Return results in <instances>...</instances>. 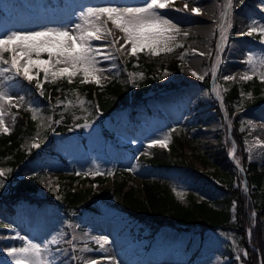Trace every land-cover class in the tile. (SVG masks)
<instances>
[{
    "label": "rangeland",
    "instance_id": "1",
    "mask_svg": "<svg viewBox=\"0 0 264 264\" xmlns=\"http://www.w3.org/2000/svg\"><path fill=\"white\" fill-rule=\"evenodd\" d=\"M145 3L146 0H67L63 6L59 0H0V11L11 17L9 24L0 29L7 30V32L0 31V36L13 31L33 32L48 29L71 31L76 24L83 23L80 18L81 13L90 7H141ZM185 3L188 4L187 10H175L183 9ZM192 8L201 9V14L193 13ZM159 11L180 29V32L175 34V41L170 42V46L173 48L179 43L185 44L186 56L179 63V68L162 69L158 73L162 85L157 90L147 93L148 97L152 96L149 98L150 106L158 109V112L138 115L139 123L133 119H126L115 129L114 137L108 138V141L102 133L100 116L84 123L83 131L88 145L85 147L81 141L76 139L73 141L77 144L79 151L76 156L79 159L80 172L88 173L92 161L99 166L101 171L115 163L121 168H128L132 171L131 183L137 188L142 185L143 179L151 170L149 165L136 159L137 154L149 152V145L152 141L165 137H168L166 148L171 150L172 131L184 132L187 129L197 135L195 144L201 151H212L219 141L225 143L227 138L232 142L231 157L232 152L235 154L236 145L232 140V130L229 131L227 128H231V121L226 112L224 118L218 114L215 104L220 102L221 107L224 108L222 87L225 84L243 82L240 75L244 72L252 75L250 66L245 63L248 56L252 55L254 60H258L264 55V44L259 42V34L252 36L243 34L248 31L250 24L254 23L258 27L264 26V0H231L230 6L229 0H174L169 8ZM107 27L112 29L115 37L123 36L110 21ZM184 33L187 35L185 36ZM106 43L107 41H94L96 45ZM120 43H123L122 39ZM127 47L130 49L131 45ZM107 51L111 54V59L97 57L100 61L99 67L106 70L100 74L101 84L107 83L113 76L120 73H123L121 75L123 81L134 84L140 82L144 77L143 73L129 69L124 64V59L128 55L127 51L117 52L115 48H108ZM47 59L48 56L41 55V60ZM63 66L57 65L58 68ZM213 68L217 70L214 75L216 78L212 80L211 87H208L203 80L211 75L213 78ZM262 70L264 69L257 66V72ZM192 71L202 75L204 79L193 76ZM35 72L34 69V75ZM8 75L12 76L11 73ZM225 76H234L235 79L225 80ZM5 77H7L6 74ZM18 78L23 77H8L7 82L0 78V85L15 98L13 103L20 105L19 98L23 95ZM37 78L40 82L45 80L43 71H40ZM183 82H187L188 85L177 88V91L168 87L170 83ZM157 93L160 94L153 97ZM243 95L244 100L238 106L237 113L243 121L241 128L246 127L248 130L246 140L249 158L258 161L264 168V103H245L247 100L253 101L254 98L250 91H243ZM82 102L83 99H80L78 103ZM198 102L201 105H196ZM6 108L5 124L11 129L15 107L6 106ZM197 112L200 113L199 118H197ZM35 116L39 118L40 128L34 135L23 139L22 146L27 150L40 148L48 139L44 130L49 126L52 114L35 110ZM109 140L113 142V146L110 145ZM34 143L39 144V147H32ZM132 143L136 145L135 153H130L128 149ZM106 144L109 147H106ZM115 145L119 147L115 148ZM88 146L90 153L79 156L85 153ZM90 156L92 160H89ZM34 168V164L30 162L18 168H11L10 163L0 161V170L6 173L0 177L3 185L0 187V193L8 189L15 177L35 175ZM85 176L82 175L73 181L65 173L47 172L38 178L39 195L45 197L49 193H56L54 198L57 199L61 191L67 187H92L100 190L110 184V182H92L85 179ZM242 186H245L244 182ZM174 189L176 195L177 192L182 194V196H177L186 204L191 198L211 199L208 191L197 188L192 190L185 183ZM19 211L20 214L16 219L0 211V264H13L12 258L7 255V250L12 247H23L27 243L37 244L42 249H47L42 255L52 264H72V259L76 260V263L88 264L92 257H95L98 264L102 259H106L107 264H112L106 253L117 241L137 245L135 250L118 252V261L122 264L128 262L132 264H146L147 262L150 264H179L178 247L182 243L183 234L174 229L167 231V237L164 240H161L158 235L147 242L145 237L141 236L143 234L139 229V226L143 224L126 215L105 218L85 209L79 223L71 221L56 204L52 205L48 202L37 205L26 204L20 207ZM98 227L109 228V230L101 234L99 238H80ZM249 234L250 231H248ZM208 237L211 239L223 237L224 242L229 241L233 245H236L238 241L233 232L224 230H209ZM208 250L206 246L204 252L190 264H220V261L221 264L225 263L224 257L214 252L209 253Z\"/></svg>",
    "mask_w": 264,
    "mask_h": 264
},
{
    "label": "trees",
    "instance_id": "2",
    "mask_svg": "<svg viewBox=\"0 0 264 264\" xmlns=\"http://www.w3.org/2000/svg\"><path fill=\"white\" fill-rule=\"evenodd\" d=\"M6 25V18L0 15V27ZM184 49L185 44H177L171 52H161L158 56L151 55L147 49L136 56H128L125 65L144 74L134 86L122 80L123 73L99 85L92 82L82 84V76L71 83L67 77L46 80L41 90L33 81L22 80L24 98L17 109L14 127L7 133L0 132V161L10 163L12 168L30 161L41 172L50 167L60 172L72 169L70 178L76 180L79 178L74 174L78 147L73 141L79 138L85 146L88 144L80 128L75 132L70 128L83 123L85 117L97 118V110L100 109L104 114L101 118L105 124L103 134L107 137L126 119L138 121L137 113L156 112L149 105L147 93L162 85L158 78L162 69L179 68V62L186 56ZM6 76L1 79L6 81L10 77L8 73ZM205 82L209 87L210 77H206ZM185 85L188 83H170L168 87L177 91ZM263 87L264 82L258 75L252 80L223 87V101L233 124L232 140L237 144L233 159L230 158L232 142L227 138L225 143L219 141L212 151H201L195 144L196 134L174 131V144L170 151L154 146L150 148V154L144 153L139 157L152 169L137 188L131 183L130 170L113 166L108 169V175L100 173L91 177L92 181H109V185L100 190L67 187L61 191L59 200H54L52 193L45 198L40 197L36 178L18 177L12 180L9 190L0 193V210L16 217L20 205L40 204L48 200L59 205L74 221L81 220L84 209L105 217L126 215L143 224L139 229L147 242L158 235L163 240L168 228L183 232V240L178 247L179 264H190L204 252L206 246L209 253H218L227 259L224 264H264V168L258 161L249 158L246 144L248 130L241 128L243 121L235 113L244 100L242 90L250 91L254 96L253 101L245 103L255 104L264 100ZM80 99H83L82 103H78ZM61 100L62 105L57 103ZM196 105L201 104L198 102ZM215 106L222 116L219 104ZM34 108L53 114L54 123L52 127L45 128L46 135L51 133V128L61 133L42 150H27L22 146L23 139L34 135L40 128L39 119H33ZM237 164L243 167L244 174ZM245 178L249 192L242 186ZM182 183L188 184L192 190L208 191L211 199L191 198L188 204L182 202L173 190V185ZM209 230L231 231L238 239L237 244L226 243L223 237L211 239L208 237Z\"/></svg>",
    "mask_w": 264,
    "mask_h": 264
},
{
    "label": "snow or ice",
    "instance_id": "3",
    "mask_svg": "<svg viewBox=\"0 0 264 264\" xmlns=\"http://www.w3.org/2000/svg\"><path fill=\"white\" fill-rule=\"evenodd\" d=\"M174 0H146L141 7H95L88 8L81 13L83 23L76 24L73 30L68 29H48L45 31L19 32L13 31L0 36V77H5L6 73H11L13 77H23L28 82L36 81V87L42 89V84L37 78L40 71L44 73V79L51 77L52 81L58 78L67 77L69 83L72 78L82 74L81 83H101V73L106 71L99 67V59H111L108 48H115L117 52L127 51L129 56H136L137 53L145 49L153 56L160 55L161 52H171L170 42L175 41L180 29L167 19L159 10L167 9ZM231 0H229V6ZM188 4H184L183 9L187 10ZM195 14H201V9L192 8ZM104 18V19H102ZM123 34L122 37H115L112 29L108 28V22ZM248 36L259 34L260 43L264 44V26L258 27L254 23L248 26L246 33ZM186 36L187 33H184ZM111 38V39H109ZM121 39L123 43H120ZM94 41H107L106 44L96 45ZM119 45V47H116ZM131 45L130 49L127 47ZM42 53H47L48 59L41 60ZM5 54L8 57L5 58ZM203 55V53H200ZM35 57V59H34ZM250 66L249 72L240 75L243 81L252 80L254 75H258L261 82H264V70L257 73L259 66L264 69V55L258 60H254L249 55L245 61ZM57 65H64L58 68ZM36 70L35 75L33 70ZM198 79L203 80L202 75L195 71L191 73ZM142 76V74H140ZM215 75V68H213ZM6 78V77H5ZM225 80H234V76H225ZM14 97L0 85V132L7 133L9 128L5 124V116L8 107H16ZM21 101L23 97L19 98ZM33 119H35V110ZM15 117H13V121ZM168 137L151 142L149 147L159 146L166 148ZM32 147H39L33 144ZM5 171L0 170V177L5 175ZM99 172L83 173V175H99ZM111 173H109L110 175ZM78 175H81L78 173ZM0 182V187H2ZM175 191V189H174ZM178 196H182L177 192ZM101 247H103L101 245ZM47 249H42L37 244L27 243L25 246L12 247L7 250V255L12 258L13 264H52L42 255ZM247 255V253H245ZM88 264H98L97 261H89Z\"/></svg>",
    "mask_w": 264,
    "mask_h": 264
},
{
    "label": "bare ground",
    "instance_id": "4",
    "mask_svg": "<svg viewBox=\"0 0 264 264\" xmlns=\"http://www.w3.org/2000/svg\"><path fill=\"white\" fill-rule=\"evenodd\" d=\"M108 230H109V228L106 229L103 227H98L96 229H92L91 231L87 232V235L80 237V238H82V239L88 238V237L99 238L101 236V234L106 233ZM136 246L137 245L135 243H131V242H119V241H117L116 243H113V245L111 246L109 251L106 253V255L109 259V262L112 264H122V262L118 261L119 260V258L117 257L118 252H126L129 249L135 250ZM212 257L218 259V257H216L215 255H212ZM90 260H95V257H92ZM99 263L100 264H107L106 259L100 260ZM127 264H132V263L128 262ZM146 264H150V263L147 262ZM220 264H221V261H220Z\"/></svg>",
    "mask_w": 264,
    "mask_h": 264
}]
</instances>
